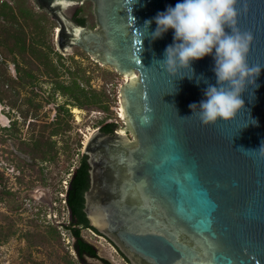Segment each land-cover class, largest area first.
Wrapping results in <instances>:
<instances>
[{
	"label": "water",
	"instance_id": "water-1",
	"mask_svg": "<svg viewBox=\"0 0 264 264\" xmlns=\"http://www.w3.org/2000/svg\"><path fill=\"white\" fill-rule=\"evenodd\" d=\"M85 1L33 0L58 23L60 52L78 46L124 77L123 126L94 128L84 143L90 225L130 264H264V158L237 149L264 142V0L236 5L238 28L253 37L247 63L262 66L258 87L246 85L232 119L209 125L189 105L218 86L215 49L190 62L192 79L179 78L190 70L172 76L156 61L174 43V29L152 39L154 18L183 0H91L95 28L72 16Z\"/></svg>",
	"mask_w": 264,
	"mask_h": 264
},
{
	"label": "trees",
	"instance_id": "trees-1",
	"mask_svg": "<svg viewBox=\"0 0 264 264\" xmlns=\"http://www.w3.org/2000/svg\"><path fill=\"white\" fill-rule=\"evenodd\" d=\"M86 13L84 8L83 13L76 17V20L94 27ZM57 25L50 14L38 8L33 0H0V102L15 109L21 116V121L12 118L9 126H0V142H6L12 137L17 139V150L27 157L25 160L19 158L17 166L20 168L23 166L33 168L40 161L55 160L60 151L56 135H60L61 147L66 159H70L74 141L68 135V130L71 128L70 117H72L68 104L83 108L87 112L101 111L103 114L95 118L94 125L104 132L112 133L119 126V122L107 120L113 113L110 109L113 100L111 93L118 73L100 66L97 62L93 65L84 64L72 54L71 63L64 66L62 53L55 49L56 43L52 38V31ZM75 52L85 53L78 46ZM10 62L14 65L15 74L9 70ZM64 72L68 74V81L61 78ZM42 76L46 77L44 81L49 82L48 90L40 81ZM95 78L102 80L98 88L91 84ZM39 90H45L46 94L41 96ZM57 92L64 95L66 100L56 105L55 120L39 123L36 118L44 102L54 101ZM19 123L27 124L29 132L26 138L18 135ZM80 145L78 139L75 147L79 149ZM86 156V154L80 156L78 165L72 170L68 180L69 186L66 188L64 199L70 214L69 224L39 223L24 234L30 247L39 248L53 243L62 244L61 229L69 231L74 238L73 248L76 257L69 254V257L67 255L62 258H52L51 264H90L85 261L86 256L101 258L104 264H112L108 259L101 257L94 243L85 239L82 234L84 228L98 232L90 225L84 211V191L89 184ZM68 168L67 164L65 170ZM39 171L45 183L41 166ZM18 179L21 181L23 178L18 176ZM7 181V176L0 169V202H4L9 211L15 212L22 208L24 198L29 193L24 194V198H18L17 192L7 185ZM32 185L33 183L30 186ZM11 231V225L6 229L0 225V241L6 239ZM117 250L130 264L129 259L118 248ZM29 255L31 258V253ZM34 262L41 264L39 260Z\"/></svg>",
	"mask_w": 264,
	"mask_h": 264
},
{
	"label": "rangeland",
	"instance_id": "rangeland-1",
	"mask_svg": "<svg viewBox=\"0 0 264 264\" xmlns=\"http://www.w3.org/2000/svg\"><path fill=\"white\" fill-rule=\"evenodd\" d=\"M84 7L87 12L86 15H89L90 21L95 27L97 23L93 11V2L90 0L86 1ZM56 31L57 26L54 27L52 31L54 42ZM55 49L58 50L57 46H55ZM79 49L82 50L81 48ZM76 50L77 46L73 48L71 53L61 52L64 66H68V63H71L70 55L72 54L75 59L80 60L84 64L93 65L97 62L104 68L112 69L110 66L102 65L98 61L92 59L88 54L76 53ZM9 70L12 74H15V68L11 62L9 63ZM45 78V76H42L40 81L44 88L48 90L50 85L49 82L44 81ZM61 78L62 80L68 81V74L64 72ZM123 80L124 77L120 74L114 79L111 93L113 100L110 106L113 113L111 117L107 119L119 122V126H123L119 99V87ZM101 83V78H95L91 81V84L97 88ZM39 91L41 92V96L46 94L45 90ZM43 100L45 101V99ZM65 100L66 97L57 92L54 101H45L43 107L40 109L39 116L36 118L38 122L49 123L55 120L57 114L56 105L65 102ZM68 108L72 114V117H70L71 128L68 130V135H70L71 140L74 141L70 159H66L65 153L61 147L62 140L60 135H56L59 140L57 146L60 150L56 159L43 162L40 161L33 168H28L27 166L20 168L17 166L19 158L25 160L27 157L17 150L16 146L18 142L15 137L8 139L6 142H0V169L3 170L7 176V185L17 192L18 198H24V194L29 193V195L24 198L22 208L15 212L9 211L6 204L0 202V225L5 229L8 228L9 225L12 226V231L7 238L0 241V264H34L36 260L41 261V264H51L52 258H62V256L67 255L69 257V254L76 257V251L73 248L74 238L66 229H61L62 244L53 243L52 245L48 244L39 248L30 247L24 235L27 230H32L35 224L39 223L42 225H47L48 223L57 225L69 224V210L64 199L68 180L72 170L78 165L80 156L83 154L84 143L88 135L94 128H97L94 125L95 118L102 116L103 113L97 110L87 112V110L73 104H68ZM75 108H77V110H74ZM12 118H17L18 121H21V116L15 109H11L8 105L0 102V126H9ZM18 127L20 128L18 135H20L21 138H26L29 132L27 124H20ZM78 139L81 142L79 149L75 147ZM67 164L69 168L65 170ZM38 166L43 168L42 173L45 183L41 179L42 175ZM18 176H21L23 179L20 181ZM32 183L33 185L30 186ZM82 234L85 239L94 243L101 257L108 259L112 264H129L117 248L102 234L90 228L82 229ZM29 253H31V258ZM85 261L90 264H104L101 258H92L90 256H86Z\"/></svg>",
	"mask_w": 264,
	"mask_h": 264
},
{
	"label": "clouds",
	"instance_id": "clouds-1",
	"mask_svg": "<svg viewBox=\"0 0 264 264\" xmlns=\"http://www.w3.org/2000/svg\"><path fill=\"white\" fill-rule=\"evenodd\" d=\"M238 3L242 9H246L247 0H183L154 18L157 28L151 33L152 39L160 37L169 28L174 29V43L165 48L163 60H156L169 75L176 76L179 70L188 69L191 75H180L179 78L187 76L192 79L190 62L212 54L215 49L213 71L218 86L209 84L204 93L207 99L199 105H189L192 114L198 115L202 125L215 124L218 119H232L244 105L241 93L246 85H255L262 68L259 64L250 67L247 63L253 37L248 31L241 32L237 26ZM150 23V20H146L144 29L147 30ZM225 27L230 29V33L225 32ZM202 78L197 77V83ZM204 82L207 83V80ZM241 148L244 154L252 152L264 158V142L258 149H245L242 146L237 149Z\"/></svg>",
	"mask_w": 264,
	"mask_h": 264
},
{
	"label": "flooded vegetation",
	"instance_id": "flooded-vegetation-1",
	"mask_svg": "<svg viewBox=\"0 0 264 264\" xmlns=\"http://www.w3.org/2000/svg\"><path fill=\"white\" fill-rule=\"evenodd\" d=\"M86 1H88V0H86ZM85 1V2H86ZM91 1V0H90ZM85 2L80 6V7H76V8H74L73 9V11H72V16H73V18L76 20V17H78L79 15H81L82 13H83V11H84V4H85ZM77 21V20H76ZM77 22H79V21H77ZM80 23V22H79ZM81 24V23H80ZM83 25H87V24H83ZM89 26V25H88ZM96 27V26H95ZM95 27H92V28H95ZM80 48V47H79ZM83 154H85L84 152H83ZM87 157V156H86ZM89 167V166H88ZM88 176H89V172H88ZM88 183H89V179H88ZM68 186H69V183H68ZM88 187H89V184H88ZM88 187L86 188V190L88 189ZM85 190V191H86ZM85 191H84V194H85ZM84 201H85V198H84Z\"/></svg>",
	"mask_w": 264,
	"mask_h": 264
},
{
	"label": "bare ground",
	"instance_id": "bare-ground-1",
	"mask_svg": "<svg viewBox=\"0 0 264 264\" xmlns=\"http://www.w3.org/2000/svg\"><path fill=\"white\" fill-rule=\"evenodd\" d=\"M74 110H77V108H75Z\"/></svg>",
	"mask_w": 264,
	"mask_h": 264
}]
</instances>
